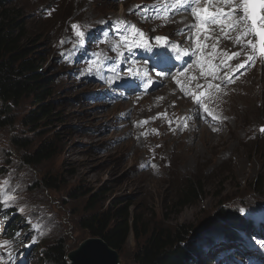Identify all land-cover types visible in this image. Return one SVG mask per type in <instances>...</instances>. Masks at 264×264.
<instances>
[{"label":"rangeland","instance_id":"obj_1","mask_svg":"<svg viewBox=\"0 0 264 264\" xmlns=\"http://www.w3.org/2000/svg\"><path fill=\"white\" fill-rule=\"evenodd\" d=\"M161 1L8 2L10 8L22 14L23 31L30 38L28 42L34 55L40 57V70L50 86L49 92L53 91L49 98L55 102V111L49 119L42 118L37 124H31L26 117L35 110L36 104L32 97H25L15 105L10 117L0 113V186L15 197L7 205L0 203V264H11V260L13 264H56L49 260L47 252L49 246L60 239L65 240L68 252L77 248L91 236L79 222L89 213L90 194L85 195L89 191H101L97 210L106 208L115 197L133 204L132 210L141 216L140 238L131 232L124 249L119 252L120 264H137L134 254L154 229H178L181 225L193 226L189 243L194 241L196 247L201 248L199 257L193 256L191 264H264V186L260 182L264 174V131H261L264 128V58L259 60L264 54H259V37L252 36L257 44L255 59L259 61L256 67L236 79L258 81L256 85L261 89L247 121L250 122L248 136L244 131H232L235 125L225 122L223 127L221 125L220 137L218 131L204 127H215L217 120L200 121L198 126L193 117L190 118L192 126L199 130L190 132L191 127H185L189 119L182 115L184 111L180 114L181 120L177 123L174 119L171 128L168 117H164L168 110L174 115L182 108H194L184 91L182 103L177 106L168 101L170 105L165 103V106L160 93L155 91L144 97L140 106V101H129L130 96L122 95L121 84L106 83L108 77H123L124 65L111 71L94 67L96 53L105 52L102 45L111 31L131 36L136 43L155 36L166 38L157 40L159 43L172 42L169 34L174 26L166 24L167 32L158 31L151 24L154 34L151 36L150 25L140 23L137 15V4L146 8L151 2ZM192 20L190 12L189 21ZM120 21L126 24L115 23ZM73 25H79L85 35L77 36ZM126 25H136L145 34L144 38L133 36ZM203 52V48L197 51V58ZM234 53L237 52H227L223 60L233 64L229 67L234 68L229 75L238 67L234 64L243 63L240 59L244 54L233 61L237 57ZM112 55L111 61L123 60L121 52ZM143 60L150 62L151 58H140L139 63ZM168 65L175 67L177 63L169 60ZM95 74L99 77H94ZM226 84L220 90H215L219 86L212 89L214 96L219 97L214 101L213 110L217 119L220 114L230 121L235 117L230 109L231 114L226 115L224 98L230 93L229 88L226 89L230 84ZM103 103L108 104L104 106ZM2 108L0 100V112ZM195 109L196 113L207 110L204 106ZM156 117L158 120L150 134L136 138L131 121L139 119L137 123L140 124L151 119L153 123ZM184 131L186 133L182 134ZM210 133L215 136L211 138ZM17 135L30 143V151L48 141L56 153L40 165L28 166L22 161L23 150L11 143V137ZM171 137H177V141H170V146L177 142L176 151L172 153L177 167L167 169L164 177L162 167L169 166L166 142ZM196 149H203L204 154L197 155L194 160ZM187 162L193 165L188 166ZM49 180L51 188L47 187ZM188 184L201 190L200 197L178 208L175 204ZM233 216H242L244 224L241 227H247L236 229ZM13 228L14 237H7V232ZM11 240L17 245L14 254L19 258L15 260L4 253ZM253 248L261 250L262 257L253 252ZM34 249L37 250L33 252ZM225 251L227 253H223ZM248 255L251 257L247 259Z\"/></svg>","mask_w":264,"mask_h":264},{"label":"bare ground","instance_id":"obj_2","mask_svg":"<svg viewBox=\"0 0 264 264\" xmlns=\"http://www.w3.org/2000/svg\"><path fill=\"white\" fill-rule=\"evenodd\" d=\"M166 1L169 3L166 4ZM211 2L213 5V8L211 9L212 11L225 7L223 0H214V2L211 0ZM208 6L209 0H197V2L193 5V7L197 9H202L203 7ZM137 8V15H139L140 23H148L150 25L151 36L154 35L151 31V24H154L153 28L158 31L166 30V24L174 26L171 33L175 36L169 34V37L172 39V42L170 43H159L155 38H147L138 41V43H133V40L127 36L128 41L125 43L124 37H121V34L112 32L102 45V47L105 48V52H101L100 54L96 53L97 64L94 67L98 66L101 71H111L114 67L120 69L123 65L126 68L123 71V77H108L106 83L111 86L121 84L123 89L122 95H126V97L130 96L131 100L129 101H140L138 105L142 103L144 97L149 96L151 92L155 91V93H160V99L162 98L164 105L166 103V105L169 106V103H172L174 104L173 106H177L180 102L182 103V91H184L186 97L191 99L194 108L192 110L182 108L181 111H176L177 113L174 115H172V112L168 110L169 114H165L164 117H168L171 128L174 127V119H177L178 123L179 120H181L180 114L184 111L182 115L187 116L189 119L185 127H191L190 132H196L199 130V128L192 126L193 120L190 118L193 117V119H196L194 122L198 123V126L201 125L200 121L205 122L217 120L216 126L213 128H209L208 125H204V127L209 130L218 131L217 135H221V125L223 127L225 122H231L235 125L232 131H244L247 132L248 136L250 122L247 121L250 118L249 114L251 109L254 108V104H256V101L261 94V89L256 85L258 81L246 82L244 79L242 81L240 79L239 82L236 79L242 76L244 77L245 74L253 70L258 63L257 61H263L264 57H261L259 60L248 59L250 55H256V50H253L252 52L251 48H249L246 43L247 40L253 41L252 36L250 34L246 37L243 36V26H238L230 30L226 25L222 26L218 23H208L206 29L198 27L200 21L194 15L193 20L189 21V13H192V11L186 3L181 4L177 8L173 6V0H162L159 3L151 2V5L146 8L140 7L137 4ZM115 23L120 24V22ZM133 23L135 24V22ZM178 26L180 27L178 28ZM88 28L91 27L87 25V29ZM88 30L90 31V29ZM172 37H178L179 39H174ZM238 37L242 38L238 40ZM219 47H222L224 50H220ZM201 48H203L204 52L199 55V58H197V51H201ZM231 51L239 53L233 61L241 58L243 54L244 57L242 59L245 58V60L240 59L243 61V68L238 69L237 67V69L229 75L228 72L234 69L229 67L233 64L224 63L223 60L226 53H230ZM116 52L123 53L120 57L123 60L115 61L118 59L116 58L111 61L113 56L112 54ZM161 53H166L165 57L162 58L160 55ZM140 55H151V58H153L151 64H145L143 61L142 64H140ZM177 57H179V59H177ZM169 60L177 63V66H169ZM234 66L236 67L238 64H234ZM129 69H131V71H129ZM239 74L241 75L238 76ZM94 77L99 76L98 74H95ZM226 82H229L230 84L229 86H226V89L227 87L229 88L230 93H228V95L224 98V101L227 103L226 115L229 116L231 114V112L229 114L230 109L233 111V116L235 117L234 120L230 118L232 119L230 121H228L227 117L223 118L220 114L217 119L216 112L213 110L214 101L219 97L214 96L212 89L215 86H219L215 90H220L221 86L226 84ZM239 84L240 87H237ZM200 85V89H198L197 92H194V89L196 87L198 88ZM201 91L204 95L201 94ZM197 96L200 97V103L197 102ZM106 104L103 103L102 105L106 106ZM119 104L124 107L123 104ZM203 106H207V110L196 113L195 108H202ZM138 120L139 119H133L131 121V125L135 132V137L142 139L148 132L150 134L151 129H153L152 127H154L158 118L156 117L153 123L151 119H147L146 123L138 124ZM181 126L183 127V125ZM143 127L144 129H142ZM184 133H186V131L182 134ZM213 136L215 135L213 134L211 138ZM220 137H222V135ZM168 139V142H166V150L169 154L167 160L169 162V166L162 167V174L164 177L167 169H175V167H177L175 166L177 164H174V155L172 154L174 150L176 151L177 142L176 144L170 146V141H177V137H171ZM188 149L191 150L190 148ZM195 154L196 155L193 157L194 160L197 159V155H203L204 151L203 149L200 151L196 149ZM187 157H189V155ZM187 163L188 166L193 165V163ZM179 166L181 167V165ZM233 249H235V247L230 250L232 251ZM253 252L258 253L260 257H262V251L258 248H253ZM223 253H227V251ZM245 257L248 259L251 256L248 255Z\"/></svg>","mask_w":264,"mask_h":264},{"label":"trees","instance_id":"obj_3","mask_svg":"<svg viewBox=\"0 0 264 264\" xmlns=\"http://www.w3.org/2000/svg\"><path fill=\"white\" fill-rule=\"evenodd\" d=\"M8 2L10 3V0H0V100L3 104L0 113L10 117L15 105L25 97H32L36 108L26 119L31 124H37L42 118L49 119L55 111V102L50 100L53 91L49 92L50 86L40 70V57L34 55V50L28 42L30 38L23 31L22 14L14 7L10 8ZM11 143L19 150H23L22 161L28 166L40 165L56 153V149L48 141L41 143L34 151L29 150L30 143L21 136L11 137ZM260 182L264 186V174ZM47 183V187L51 188L50 180ZM200 193L199 188L188 184L175 205L182 208L197 200ZM88 194H90V208L87 209L89 213L81 217L79 222L91 236L103 238L119 252L124 249L132 231L137 239L140 238L138 224L143 222L141 216L132 210L133 204L114 197L106 208L97 210L102 197L101 191L85 193ZM241 218L242 216L232 217L233 226L238 230L247 227H241L244 224ZM192 230L191 225H181L178 229L164 227L154 229L135 252V262L191 264L192 257L198 258L201 252L200 246L197 248L194 241L189 243L188 238ZM14 231V228L10 229L7 235H14ZM199 238L200 235L197 236V240ZM67 253L65 240L60 239L49 246L47 255L49 260L56 264H68Z\"/></svg>","mask_w":264,"mask_h":264},{"label":"snow or ice","instance_id":"obj_4","mask_svg":"<svg viewBox=\"0 0 264 264\" xmlns=\"http://www.w3.org/2000/svg\"><path fill=\"white\" fill-rule=\"evenodd\" d=\"M196 2L197 0H173V6L178 8L181 4H188L193 15L200 21L198 27L201 28L206 29L208 23H218L222 26L226 25L230 30L238 26H243L244 37L250 33L259 37V54H264V14H262L264 13V0H223L225 7L218 8L215 11L211 10V0H209V6L203 9H197L193 7ZM120 23L126 24L125 21H120ZM73 27L76 29L77 36L83 37L85 35V33L80 29L79 25H73ZM126 27L133 36L144 38L145 34L143 31L138 29L136 25H126ZM241 38L242 37H238L237 39L240 40ZM155 39L160 41L166 38L155 37ZM124 40L125 43H127L128 37L125 36ZM133 43H135V41H133ZM246 43L250 45L253 50L257 49V44L253 43V41L247 40ZM160 55L163 58L165 57L166 53H161ZM236 55H239V53L233 54V56ZM255 58V54L248 57L249 60H254ZM177 59H179V57H177ZM243 67V63L238 65V68ZM129 71H131V69H129ZM196 99L197 102L200 103V97L197 96ZM205 108H207V106H205ZM146 122L147 121H144V123ZM261 131H264V128H262ZM6 183L7 181H5V184ZM14 199L15 197L13 195H10L6 189L0 186V203L7 205ZM241 211L244 210L241 209Z\"/></svg>","mask_w":264,"mask_h":264},{"label":"water","instance_id":"obj_5","mask_svg":"<svg viewBox=\"0 0 264 264\" xmlns=\"http://www.w3.org/2000/svg\"><path fill=\"white\" fill-rule=\"evenodd\" d=\"M68 264H120L118 250L98 236L84 239L77 248L67 253Z\"/></svg>","mask_w":264,"mask_h":264},{"label":"clouds","instance_id":"obj_6","mask_svg":"<svg viewBox=\"0 0 264 264\" xmlns=\"http://www.w3.org/2000/svg\"><path fill=\"white\" fill-rule=\"evenodd\" d=\"M8 232H9V231H8ZM8 232H7V233H8ZM14 235H15V231H14ZM14 235H13V236H14ZM13 236H9V235H7V237H13ZM36 248H37V247H36ZM36 250H37V249H34L33 252H35Z\"/></svg>","mask_w":264,"mask_h":264}]
</instances>
